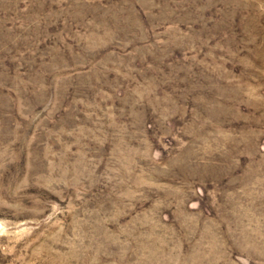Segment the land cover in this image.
Returning a JSON list of instances; mask_svg holds the SVG:
<instances>
[{
    "label": "rangeland",
    "instance_id": "obj_1",
    "mask_svg": "<svg viewBox=\"0 0 264 264\" xmlns=\"http://www.w3.org/2000/svg\"><path fill=\"white\" fill-rule=\"evenodd\" d=\"M0 264H264V0H0Z\"/></svg>",
    "mask_w": 264,
    "mask_h": 264
}]
</instances>
